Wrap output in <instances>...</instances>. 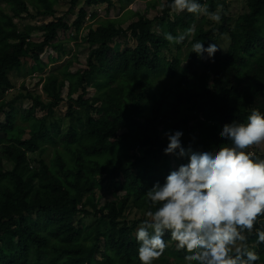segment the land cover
Masks as SVG:
<instances>
[{
  "label": "trees",
  "instance_id": "trees-1",
  "mask_svg": "<svg viewBox=\"0 0 264 264\" xmlns=\"http://www.w3.org/2000/svg\"><path fill=\"white\" fill-rule=\"evenodd\" d=\"M58 1L38 0L33 14L27 0H0V96L13 88L11 71L28 58L35 62L32 72L41 74L62 60L65 41L79 37L88 17H99L87 6L108 3L109 14L117 5L113 0H84L70 24L56 15ZM80 1L70 0L69 12ZM133 1L119 0L120 7ZM158 2L149 0L148 7ZM199 2L215 12L224 0ZM245 2L247 11L237 19L223 11L218 29L206 27V16L187 11L173 18L170 0L154 18L129 9L138 19L128 28L122 26L124 19L111 17L89 27L87 69L62 77L41 75L46 98L24 84L16 98H0V114L6 118L0 122V264H140L135 232L145 218L132 222L125 212L132 205L154 211L146 192L174 170L165 161V133L183 131L185 148L220 147L228 143L220 135L225 123L244 122L252 110L264 111V0ZM23 14L53 20L21 30L15 18ZM189 27H194L191 40L175 44L164 38L167 32L175 36ZM61 31L71 35L60 39ZM34 32H41L42 40H34ZM225 35L231 38L228 50L217 48L210 63L191 52L198 40L222 47ZM131 36L134 46L128 43ZM171 45L177 54L168 60L162 53ZM49 47L57 56L42 58ZM185 49L188 63L183 66ZM163 73L179 76L177 87L154 94L153 80ZM67 82L68 114L83 123L81 128L69 124L64 129L63 119L56 116ZM92 84L106 85L105 95L86 98ZM27 99L33 106L18 110L16 101ZM38 108L45 112L42 117L36 114ZM50 146L54 155L47 161ZM254 155L264 159V154ZM7 163L14 167L6 169ZM103 182L112 184L114 194H124L98 208L94 198ZM80 214L84 216L78 219ZM88 217L94 221L90 228L84 226ZM258 221L253 233L245 235L250 248L256 247V264H264V243L258 244L255 235L256 228L264 229V215ZM163 239L167 247L153 264H188V250L177 248L170 233Z\"/></svg>",
  "mask_w": 264,
  "mask_h": 264
},
{
  "label": "clouds",
  "instance_id": "clouds-1",
  "mask_svg": "<svg viewBox=\"0 0 264 264\" xmlns=\"http://www.w3.org/2000/svg\"><path fill=\"white\" fill-rule=\"evenodd\" d=\"M177 13L204 15L219 21L199 0H170ZM194 27L173 35L172 43L191 40ZM218 43L191 44L198 56L215 55ZM220 135L228 143L220 147L182 146L183 131L165 133L166 154L188 157L170 171L164 182L157 181L147 192L153 210L136 229L140 264H153L167 244L170 233L177 248H186L188 264H256L259 256L247 243L258 217L264 215V159L256 157L250 146L264 144V111L252 110L244 122L225 123ZM256 242L264 243V229L256 228Z\"/></svg>",
  "mask_w": 264,
  "mask_h": 264
},
{
  "label": "rangeland",
  "instance_id": "rangeland-1",
  "mask_svg": "<svg viewBox=\"0 0 264 264\" xmlns=\"http://www.w3.org/2000/svg\"><path fill=\"white\" fill-rule=\"evenodd\" d=\"M116 2V6L114 8H111L109 11V14L107 13L108 3H102L97 6H91L88 7V10L91 12L97 11L99 13V17L96 19H91L90 17L87 18L85 22V27L79 34V37L76 39H69L65 41V48L66 53L64 54L62 60L56 62L55 64L50 65V67L46 70V72L42 73L44 78L51 74H57L59 76H63L64 72H78L82 71L83 69L88 68V57L91 52V46L88 43V29L90 26L93 28H97L99 24L103 21H105L107 18H115V19H124L125 21L122 23V26L124 28H128V26L136 21L138 18L135 14L129 11V9L133 10L134 12L141 13L142 15H146L150 18H154L157 15H159V11L164 8L166 0H159L156 6L148 7V1L149 0H134L133 2L129 3L128 7L121 8L122 3H119V0H113ZM152 1V0H151ZM30 6V11L33 14H36L37 12V4H40L38 0H27ZM127 2V0H125ZM84 5V0L80 1L79 6L75 8L72 12H69V9L71 7L70 0H59L56 4L57 9V16H65L66 19L70 24H72L77 16L78 11L80 7ZM121 5V7H120ZM121 9V10H120ZM5 11H10L9 9H5ZM225 11L229 15H232L234 19H237L239 16L244 14L247 11V6L245 0H224V2L220 3L214 13L221 16V13ZM11 12V11H10ZM177 12H173L172 17L176 18ZM204 15H199V18H202ZM53 20L52 17H36L31 18V15L27 16L26 14H23V17L15 18L16 23H18L19 28L21 30H24L28 24H35V23H42V22H49ZM221 19L219 21H213L209 17L206 16L205 19V25L207 28L215 27L219 28V25L221 24ZM120 24V22H118ZM155 30L160 33V29L158 26L155 28ZM71 35L70 32H60L59 38L65 39ZM33 39L34 40H42L41 32H34L33 33ZM130 46L136 45V40L131 36L128 41ZM222 47L224 51H227L230 44H231V38L229 35H225L222 39ZM49 54H53L54 56H57V52L53 50L51 47L47 48L45 52L42 53V58H47ZM163 56L168 60H173L174 56L177 54V47L175 45H171L170 48L163 49ZM182 65H187V58H186V49L183 52L182 57ZM204 60L208 63L212 61L211 57H208L206 54L204 56ZM25 64L23 67L19 69H14L10 73V77L13 83V88L10 89L7 94L0 96V98H6L7 100H12L18 96V94L22 91H24L23 84L26 85L27 89L33 91L34 93L42 94L43 98H46V94L43 91V84L45 80L41 81V73L40 72H32L33 67L35 65V62L28 58L25 60ZM178 77H170L168 74H162L158 77H156L155 80H153V86L151 92L154 94L161 93V90L166 88L167 90H170L173 92V90L177 87L178 84ZM69 82H67V85L63 89V95L65 97V100L61 102V105L56 108V116L59 118H62L64 121L63 128H67L69 124H74V126H78L79 128L82 127L83 123L78 120V118H70L69 117V99H68V92H69ZM107 91V86L104 84L101 85H91L88 87L86 98H91L94 96L102 95L104 96ZM75 97L78 96V93L74 95ZM16 104L18 106V110L28 109L33 106V100L27 99L25 101H16ZM36 114L39 117H42L45 112L38 108L36 109ZM6 120L4 114H0V122ZM249 150L254 154L256 152L264 154V144L260 145H253L250 146ZM38 153H31V157H37ZM54 155V148L52 146L49 147L48 151L45 153L44 157L47 159V161H50L53 158ZM165 161H170L171 165L174 169L178 168V166L182 163V157L176 155V154H166ZM33 166H38L39 164L36 162L32 163ZM6 169H12L14 167L13 163H7ZM124 192L120 191L116 194H114V187L112 184H109L107 182H103V187L99 188L96 191L95 194V203L97 204L98 208L104 207L109 201L115 200L117 197L122 196ZM92 208V207H90ZM92 210V209H91ZM148 210H141L135 206H130L126 212H125V218H127L129 221H138L143 218H147L146 212ZM84 214H80L78 216V219H80ZM94 225V221L92 217L84 218V226L86 228H90ZM255 246L252 248L255 251ZM100 256V255H99ZM154 261L158 262L159 258L155 259Z\"/></svg>",
  "mask_w": 264,
  "mask_h": 264
}]
</instances>
